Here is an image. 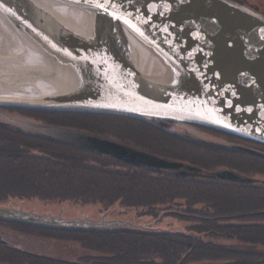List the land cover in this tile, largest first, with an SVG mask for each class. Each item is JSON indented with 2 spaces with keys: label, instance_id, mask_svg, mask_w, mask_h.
<instances>
[{
  "label": "water",
  "instance_id": "obj_1",
  "mask_svg": "<svg viewBox=\"0 0 264 264\" xmlns=\"http://www.w3.org/2000/svg\"><path fill=\"white\" fill-rule=\"evenodd\" d=\"M0 17L30 52L0 72V107L187 123L264 144V13L250 5L235 0H0ZM7 60L0 56V65ZM36 130L137 166L181 165L79 128L42 125ZM213 176L249 180L231 169ZM0 219L69 229L132 223L6 204H0ZM0 242L6 243L1 237Z\"/></svg>",
  "mask_w": 264,
  "mask_h": 264
},
{
  "label": "trees",
  "instance_id": "obj_2",
  "mask_svg": "<svg viewBox=\"0 0 264 264\" xmlns=\"http://www.w3.org/2000/svg\"><path fill=\"white\" fill-rule=\"evenodd\" d=\"M66 119L181 165L134 166L47 136L34 125H65ZM219 169L249 180L218 179L213 173ZM256 174L264 175V144L232 134L128 116L0 107V204L14 198L99 203L103 213L117 206L154 218L149 225L85 229L0 219V233L9 241L0 243V264H264V176ZM166 217L186 226H152ZM12 231L42 241L51 237L50 243L80 247L82 254L26 249L8 239Z\"/></svg>",
  "mask_w": 264,
  "mask_h": 264
},
{
  "label": "rangeland",
  "instance_id": "obj_3",
  "mask_svg": "<svg viewBox=\"0 0 264 264\" xmlns=\"http://www.w3.org/2000/svg\"><path fill=\"white\" fill-rule=\"evenodd\" d=\"M250 3L256 5L260 11L264 12V0H247ZM244 4V3H243ZM250 5V4H247ZM251 6V5H250ZM2 34V30L0 29V35ZM8 111V110H3ZM72 116V115H71ZM121 121H128L127 119L118 118ZM69 120V121H67ZM65 125V127L70 128H78L77 126H82V122L76 119H66V121H62ZM36 126H42L41 124H34ZM257 176L263 177L262 174H256ZM6 205H12L17 208L23 207L26 210H34L37 212H46V213H62L65 216H89L93 218H98L100 216H111L113 218H122V219H128L132 222L135 221L137 223L141 224H147L150 221H153L154 218L149 215H137L136 211L137 209L131 208V209H123L120 210L119 207L115 206L110 210L109 214L106 212L103 213L102 206L99 203H91V204H78L73 203L70 201H63V202H46L39 198H29V199H20V198H14L10 200ZM167 219L163 220V218L158 221V223H153L152 226L154 227H171L175 229H181L183 230L186 226V222L179 221L172 217H166ZM134 223V222H133ZM170 223V224H169ZM149 225V224H147ZM32 232H37L36 230H32ZM45 237L44 235H42ZM8 239L11 240V242L16 245L17 243H21V246L38 251V252H44L47 251L48 253H58L63 255L64 257H76V255H81L82 251L80 247L73 246L71 244H60L59 242L54 245V243H50L54 239L51 237H45L48 241H42L35 238H30V236H25L21 233H16L14 231L9 232L7 235ZM41 239V238H40ZM45 240V239H44ZM9 241L6 239V244H8ZM62 257V256H61Z\"/></svg>",
  "mask_w": 264,
  "mask_h": 264
},
{
  "label": "bare ground",
  "instance_id": "obj_4",
  "mask_svg": "<svg viewBox=\"0 0 264 264\" xmlns=\"http://www.w3.org/2000/svg\"><path fill=\"white\" fill-rule=\"evenodd\" d=\"M0 56L8 59L6 63L0 65V72L9 71V68L4 65L14 63L15 60H22L28 58L30 52L28 47L24 45L18 35L7 25V23L0 17ZM2 64V63H1Z\"/></svg>",
  "mask_w": 264,
  "mask_h": 264
},
{
  "label": "flooded vegetation",
  "instance_id": "obj_5",
  "mask_svg": "<svg viewBox=\"0 0 264 264\" xmlns=\"http://www.w3.org/2000/svg\"><path fill=\"white\" fill-rule=\"evenodd\" d=\"M6 108H13V107H6ZM73 113H75V112H73ZM108 115H113V114H108ZM116 116H121V115H116ZM133 118V117H132ZM66 121V120H65ZM67 121H69V120H67ZM80 128V127H79ZM105 136V135H104ZM105 137H109V136H105ZM238 137V136H237ZM241 138V137H240ZM105 155V154H104ZM108 156V155H107ZM109 157H111V156H109ZM112 158H114V157H112ZM115 159V158H114ZM117 159V158H116ZM117 160H119V159H117ZM119 161H121V162H124V161H122V160H119ZM126 163V162H125ZM128 164H130V163H128ZM131 165H134V164H131ZM134 166H137V165H134ZM138 167H143V166H138ZM146 167H148V166H146ZM149 168H151V167H149ZM0 237L2 238V239H5L4 238V236H3V233H0Z\"/></svg>",
  "mask_w": 264,
  "mask_h": 264
},
{
  "label": "snow or ice",
  "instance_id": "obj_6",
  "mask_svg": "<svg viewBox=\"0 0 264 264\" xmlns=\"http://www.w3.org/2000/svg\"><path fill=\"white\" fill-rule=\"evenodd\" d=\"M100 7H103V5H99Z\"/></svg>",
  "mask_w": 264,
  "mask_h": 264
}]
</instances>
